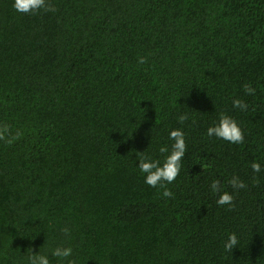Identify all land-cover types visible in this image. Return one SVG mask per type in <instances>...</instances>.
Here are the masks:
<instances>
[{"label":"trees","instance_id":"16d2710c","mask_svg":"<svg viewBox=\"0 0 264 264\" xmlns=\"http://www.w3.org/2000/svg\"><path fill=\"white\" fill-rule=\"evenodd\" d=\"M49 3L0 0V264H264V0ZM222 113L243 143L207 135ZM177 128L187 149L163 197L138 161L163 162Z\"/></svg>","mask_w":264,"mask_h":264},{"label":"clouds","instance_id":"9594fccd","mask_svg":"<svg viewBox=\"0 0 264 264\" xmlns=\"http://www.w3.org/2000/svg\"><path fill=\"white\" fill-rule=\"evenodd\" d=\"M12 7L21 14H37L41 11L55 12L54 5L49 3V0H13ZM146 58H138V63H145ZM244 91L248 95H254L255 89L250 84L243 85ZM234 108H239L244 111L247 110L248 105L246 102L235 98L232 101ZM187 114H181L177 117L180 123L187 120ZM209 137L215 136L217 138L226 140L229 143L241 144L244 141V133L239 127L237 122L226 114H220L218 121L214 125L209 126L206 130ZM4 137L0 135V139ZM169 139L173 141L171 150L168 147H161V153H166L163 162L158 160H151L148 156L141 155L138 161V168L144 174V182L150 187H157L163 189L161 195L163 197H171L173 193L166 187L171 184L179 175L181 170V161L185 155L187 145L185 142L184 133L181 129H172L169 131ZM250 167L254 173L261 171V166L257 162H253ZM231 187L235 190L244 189L247 185L239 179V177H232L229 181ZM213 192L218 193L216 203L218 206L233 205L234 197L226 191H221V186L218 181L211 183ZM65 234L69 229L63 230ZM238 244V238L235 233H229L227 240L224 243V248L228 252H232ZM72 250L68 247H57L52 251V255L60 258H67L71 256ZM30 264H49L47 256L35 255L30 258ZM69 264L73 262L69 261Z\"/></svg>","mask_w":264,"mask_h":264}]
</instances>
